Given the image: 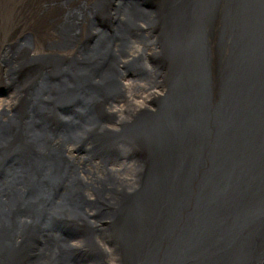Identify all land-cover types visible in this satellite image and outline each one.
I'll return each mask as SVG.
<instances>
[{"label":"water","instance_id":"95a60500","mask_svg":"<svg viewBox=\"0 0 264 264\" xmlns=\"http://www.w3.org/2000/svg\"><path fill=\"white\" fill-rule=\"evenodd\" d=\"M173 1L162 3L157 36L160 51L152 60L155 75H163L166 85L175 83L180 90L168 86L169 91L159 99L155 109L142 110L121 130H111L103 124L110 119L106 104L113 97L124 95L120 86L123 73L106 72L107 85H99L97 81L104 80L93 70L80 67L79 61L73 64L74 80L70 84L65 83L69 74L67 64L68 67L60 70L35 73L28 80L31 84L28 91L35 99L18 112L17 127L4 145L0 182L11 185L6 190L22 186L24 172L32 159L35 166L31 170L42 176L49 198L71 201L70 195L84 190L86 184L80 177L87 172L81 169L78 155L67 158L68 150L58 149L66 146L69 138L65 129L83 104L85 95L94 89L97 99L98 94H104L103 102L96 108V118L75 139L80 148L77 151L81 153L91 145L94 154L90 157L101 165L125 158V162L135 164L137 175L146 176L147 184L138 192L126 195L122 205L128 210L124 216L129 217L135 211L143 220L153 222V235L159 237V242L171 246L164 258L172 252V259H162L158 264H264V44L255 62L254 54L247 55L245 66L235 59H225L214 79L210 74L214 66L211 67L205 39L189 37L186 29L175 36ZM236 10L240 48L248 46L251 22L264 36V0H237ZM175 37L178 38L176 46ZM240 56L243 59V54ZM109 61L107 58L98 69L101 77ZM130 69L131 65L127 67ZM189 81L197 84L191 93L185 92ZM215 81L219 84L211 94ZM205 87L203 97L186 99ZM61 93L67 100L47 110L46 105L55 102ZM192 106L193 114L187 119L183 108ZM203 141L211 148L203 149ZM36 157L42 158V165H38ZM14 162L17 169L12 166ZM12 169L16 171L13 173ZM49 170L54 171L53 175L43 177ZM74 182L79 186L76 190ZM36 183L33 179L29 182L34 191L38 188ZM6 190L2 188L3 192ZM46 204L42 213L44 220L52 213L53 228L68 234L71 228L53 215L75 205L71 202L58 205L51 199ZM3 212L0 210V216ZM120 215L113 216V229L118 237H123ZM170 223L182 226L175 240L160 232L164 230L163 225ZM41 229L35 226L36 240L42 235L45 239ZM28 232L26 246L31 247L35 241ZM143 243L128 240L119 246L125 254L144 258L145 252L136 250ZM35 258L32 252L31 259L20 256L17 264H28ZM3 262L0 256V264Z\"/></svg>","mask_w":264,"mask_h":264},{"label":"bare ground","instance_id":"6f19581e","mask_svg":"<svg viewBox=\"0 0 264 264\" xmlns=\"http://www.w3.org/2000/svg\"><path fill=\"white\" fill-rule=\"evenodd\" d=\"M145 1L151 2L152 6L144 4L143 2ZM164 1L0 0V87H7L0 98V163L3 160L2 150L5 147L4 145L7 144V140L17 127L19 121L18 112L34 98L31 97L28 91V87L31 85L28 80L37 72L50 69L60 70L69 66V74L66 76V82H63L70 84L74 80V77H72L73 64L79 61L80 67L93 70L98 74L99 79L104 80L97 81L99 85L101 83L108 84V81L104 79L106 72L115 73L117 71L118 74L123 73L124 76L121 78L122 84L120 86L124 90V95L113 97L106 104V113L108 116H112V121L108 119L103 124L111 130L117 127L118 130H121L139 112L137 108L146 106L149 110L155 109L159 99L169 91V87L179 91L180 89L175 83H168L166 85L165 81H161V78L164 76H156L155 81H153V74H151L152 77L150 76V78L147 75L143 78L135 77V75L132 77L131 72L127 71L124 64L125 57H131L134 54L132 57L135 58L134 62L139 64L142 61L140 67L146 68L148 66L147 62L153 61L151 57L159 53L160 46L157 44V36L161 23L160 16L163 13L162 3ZM203 1H173L171 10L173 12L172 26L176 33L175 36H179V32L186 29L189 37L201 36L205 39L208 44V53L211 56V67L213 68L214 66L213 70H210V74L213 75L214 79L217 77L219 66L220 68L222 67L225 59H235L241 66H245L248 60L247 55L254 54L252 59L255 62L257 56L261 54L260 46L264 44V36L257 31L251 22L249 26L250 39L248 46L239 48V26L236 15L237 0ZM158 9L159 11H157ZM98 15L110 16L111 22H109V26L112 31H109L111 33L105 32V39L103 38V24H100V20L96 18ZM128 39H132V41L130 42ZM177 41L178 38L175 37L174 46H176ZM239 49H244L245 52L241 53ZM110 53L112 54L110 55ZM240 54H243V59ZM107 58L110 61L101 77L97 71L100 66L102 67L105 64ZM98 61L100 65H97ZM138 79L149 81L147 83L144 82L143 94L140 93L136 96L138 87L133 81H137ZM235 79L242 81L240 78ZM151 82L154 89H152ZM218 84L219 81L213 83L211 94L217 90ZM160 85L164 88L166 87L164 93L165 89H160ZM196 87L195 81H189L185 87V92L191 93ZM206 88L192 93L186 99L192 101L196 97H203ZM96 93L97 90L92 89L85 95L83 104H80L78 111L73 115L70 125L65 129L69 140L66 146H59L58 150L60 152L64 149L68 150L67 158L78 155L81 169L85 170L90 177L99 179H97V183L101 186L100 193L104 192L110 198L118 200L117 204L119 207L116 210L114 209L115 211L110 215V218L114 219L113 216L121 214L120 219L124 233L123 237H118V241L135 240L137 242H144L142 244L143 247L136 249L145 252L142 254L144 258L134 256V253L133 255H127L123 252L122 247H120L121 258H117L118 264H158L162 259L170 261L172 259V252L168 258H164V255L166 250L171 251V246L165 244V242H159V237L153 235L155 233L153 222L148 223L143 220L142 216L135 211H131L129 217L124 216L128 210L125 208V205H122L124 203L123 198L127 199L126 195L138 192L139 189L144 187L147 184L146 176L136 174V184L132 178L124 174V172H132L134 170L137 172L135 164L131 169L128 166L126 170H124V165H121L122 168H120L119 165L115 164L116 162L111 164L103 162L104 164L102 163L101 165L99 161L90 157V155L94 154L91 145L87 149L83 148L81 153L77 151L80 148H78L75 139L96 118V108L99 107V103L102 104L103 102L104 94H98L97 99ZM152 97L154 99L153 103L150 100ZM136 98L144 99L140 101ZM94 99L96 100L94 101ZM121 99L123 101H120ZM66 100L67 96L61 93L55 102L51 103V105H46V109H53ZM109 107L112 111L121 110L122 115L117 116L112 111L111 114ZM192 109L193 106L191 108H183L187 119L193 114ZM114 116L119 118L120 124H112L115 119ZM105 118L106 115L103 116L102 120ZM106 122L115 128L110 127ZM43 130L44 127L40 124V131ZM247 130L249 128L245 129L246 133ZM206 143V141H203L202 148L205 150L210 149L211 147ZM237 149L239 150L240 147ZM36 158L38 165H42V158ZM12 166L13 168H18L16 162ZM34 166V162L31 159L26 173L24 172V184L22 186L17 185L16 187L13 186L10 190H6L11 185L7 182H0V210L4 211L3 215L0 216V256L3 257V264H13L20 256L22 259H25L27 256L31 259L36 245L43 247V255L48 259V264H76V262L71 260L70 256L72 252L70 250H74L73 244H79L78 246H80V241L78 238H74L75 235L72 229H68V234H63L61 233V229L53 228L51 223L54 220L52 213L51 217L46 221L44 220L45 217H43L42 213L46 209L47 204L43 205V199L46 195H49L46 194L47 188L42 176L34 174V171L31 170ZM15 171L12 169L13 173ZM53 173L54 171L49 170L43 173V177L50 178ZM32 179L34 182H37L38 188L36 191L30 187L29 182ZM119 182L121 185H125L124 182L127 183L129 190L125 193L124 189H120L123 192L119 191L120 195L116 196L113 185ZM88 187L86 186V191L89 190ZM2 188L6 192H3ZM78 188L79 186L74 182V190ZM70 197L71 201L64 200L61 197L58 205L71 202L74 205L77 204L76 206H84V204L93 203V200L82 197L77 192L74 196L70 195ZM49 199L52 200L54 197ZM38 217H41L40 220H38ZM35 226L42 228L41 231L43 230L45 239L42 235L36 240ZM163 228L164 230H160L161 235L163 236L166 233L172 240H175L182 230V226H174L173 223L165 224ZM26 232H28L29 237L34 238L35 243L31 247L26 246ZM106 239L103 234L100 242H106ZM12 243H16L18 246H12ZM70 243H72V246L69 245ZM97 246V243L91 245L94 248ZM116 252L118 253V251ZM2 254L7 256L4 257ZM28 264H36V259L31 260ZM251 264H255V262Z\"/></svg>","mask_w":264,"mask_h":264},{"label":"flooded vegetation","instance_id":"af4514ba","mask_svg":"<svg viewBox=\"0 0 264 264\" xmlns=\"http://www.w3.org/2000/svg\"><path fill=\"white\" fill-rule=\"evenodd\" d=\"M143 3L152 6L151 2L145 1ZM109 111L110 113L112 111L110 107ZM112 112H115L118 116V111L113 110ZM116 117L113 122L117 121L116 123H119L118 118ZM110 120L112 121V116H110ZM129 164L132 163L130 162L127 165H124V170H126ZM82 175L83 177H80V181L84 182L87 187L89 186V190H79L77 193L80 194L82 197H87L89 200H93V203L91 202L88 204H84V206H76L77 204H75L74 208L59 211L53 216L62 224L70 227L74 232V238H78L80 241V246L74 245V250H70L72 252V255L70 257L72 258L71 260L73 262H76V264H116L117 258L119 259L120 257V255L116 252V249L120 250L118 245L121 242L118 241V236L116 235L115 230L113 229V218H110V215L119 207L117 204L118 200L110 198L104 192L100 193L101 186L97 183L99 180L98 178L90 177L87 173L84 172ZM124 184L125 185H121L119 182L113 185V190L116 191V196H119L120 192H123L120 189H124L125 193L129 190V186L127 185V183L124 182ZM47 200H49V197L46 195V197L43 199V205L47 203ZM51 201L55 204H59L60 198L56 197ZM40 218L41 217H39V219ZM102 227H104L103 230ZM103 234L107 238L106 242H100ZM95 243H97L98 246L96 248L91 247V245H94ZM13 245L18 246L16 245V243H12V246ZM33 253L36 257V264H48V259H46L43 255V247H41L40 245H36L33 249ZM3 256L5 257L7 255ZM13 264H17V261H14Z\"/></svg>","mask_w":264,"mask_h":264},{"label":"rangeland","instance_id":"374dc122","mask_svg":"<svg viewBox=\"0 0 264 264\" xmlns=\"http://www.w3.org/2000/svg\"><path fill=\"white\" fill-rule=\"evenodd\" d=\"M159 10V9H158ZM157 10V11H158ZM160 10H161V8H160ZM106 15H104V16H102V15H98L96 18L98 19V20H100V24H103V28H102V30H103V32H104V35H103V38L105 39V32H109V31H112V29L110 28V23L109 22H111V20L109 19L110 18V16H106ZM103 18V19H102ZM107 28V29H106ZM109 33H111V32H109ZM138 33V32H137ZM111 35V34H110ZM154 35V34H153ZM133 39V38H132ZM132 39H128V40H130V42L132 41ZM129 42V43H130ZM130 54V53H129ZM134 55V54H133ZM133 55L130 57V56H127V57H125L126 58V60H125V66H126V69H127V67L129 66V65H131V67H132V69L134 68V70L133 71H131L132 69H130V71L129 72H131V76L132 77H134V75H135V77H141V78H143V77H146V75H147V77H149L150 78V76H151V74H153L152 76H154V79H153V81H155V78H156V75H155V73H154V62L153 61H149V63L147 62V70H146V68L145 67H143L142 66V68L140 67V65H142V61H140V63L138 64V63H135L134 62V60H135V58H132L133 57ZM137 57H138V55H137ZM151 58H153V57H151ZM128 71V70H127ZM126 71V72H127ZM128 73V72H127ZM150 75V76H149ZM151 76V77H152ZM160 77V76H159ZM162 77H163V75H162ZM131 78V77H130ZM129 78V79H130ZM135 79V78H134ZM149 81V80H148ZM148 81H142V79H138L137 81L135 80V81H133V83H135V85L138 87V90H136L137 91V94H136V96H138L140 93L141 94H143V87H144V82L145 83H147ZM161 81H165V79H164V77L163 78H161ZM128 82H131V81H128ZM151 84H152V89H154V87H153V83L151 82ZM161 88H163V89H165L164 91H163V93L166 91V87L164 88L163 86H161L160 85V89ZM6 89H7V87H5V86H3V87H0V98L2 97V94L6 91ZM135 93V92H134ZM147 95V94H146ZM164 95V94H163ZM137 99V98H136ZM143 99L144 98H139V99H137V100H142L143 101ZM217 99V98H216ZM151 100V102L153 103V97L150 99ZM120 101H123V99H121ZM215 101H217V100H215ZM122 103H127V102H122ZM149 107H150V105H148ZM151 106H153V105H151ZM119 107V106H118ZM120 108V107H119ZM147 107L146 106H142L141 108H137V110L139 109V112H140V110L142 109V110H144V109H146ZM148 109V108H147ZM117 111H118V115L120 116V115H122V111L121 110H118L117 109ZM133 119V118H132ZM117 121H114V122H112V124H114V125H117V124H120L121 122L119 121V118H118V122L119 123H116ZM107 124H109L108 122H106ZM111 127H113L111 124H109ZM113 128H115V127H113ZM126 160H127V158H126ZM117 161V162H116ZM115 162V164L116 165H119V167L120 168H122V166L123 165H127L129 162H125V158L124 159H121L120 161L119 160H116ZM106 163V162H105ZM111 163H113V162H110V164ZM122 165V166H121ZM134 164H129V167H130V169H131V167L133 166ZM118 167V166H117ZM125 173V175L126 176H128L129 178H132L133 179V181H134V183H136L137 184V182H136V179H137V175H136V171L134 170V171H129V172H124ZM124 175V176H125ZM129 188V187H128ZM94 198V197H93ZM72 243H70L69 245H71ZM73 245H75V244H73ZM79 244H76V246H78ZM72 246V245H71ZM119 246V245H118ZM119 248H120V246H119ZM124 250H126V247H125V249ZM117 251H118V254L120 255V258H121V249L119 250V249H117ZM128 255V254H127ZM116 264H118V262L116 261Z\"/></svg>","mask_w":264,"mask_h":264}]
</instances>
